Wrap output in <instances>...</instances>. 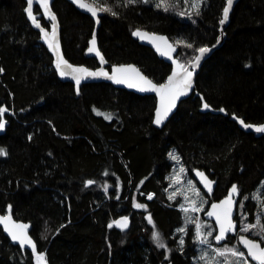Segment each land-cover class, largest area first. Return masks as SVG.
<instances>
[{
    "label": "trees",
    "instance_id": "trees-1",
    "mask_svg": "<svg viewBox=\"0 0 264 264\" xmlns=\"http://www.w3.org/2000/svg\"><path fill=\"white\" fill-rule=\"evenodd\" d=\"M88 1L103 10L97 37L108 66L135 63L157 83L166 81L172 65L134 31L168 35L187 64L199 48L216 43L226 4L203 0L197 9L186 0H166L165 11L157 7L161 0ZM26 5L0 0V107L7 109L0 116L6 153L0 155V214L26 222L38 251L12 243L0 226V264H37L41 254L46 264H194L202 246L196 225L190 212L177 208L183 198L170 199L167 189L173 154L192 177L200 168L218 180L210 201L238 183L241 229L258 217L264 224V132L254 128L264 126V0L235 5L224 44L204 62L194 92L162 128L153 123L154 95L59 79ZM53 9L65 56L97 67L87 54L94 20L68 0H55ZM42 23L50 25L44 17ZM154 189L145 207H135ZM123 215L130 225L119 229L113 223ZM202 220L212 233L208 242L220 246L214 224ZM258 232L245 233L261 239ZM226 244L245 251L234 236L220 247Z\"/></svg>",
    "mask_w": 264,
    "mask_h": 264
},
{
    "label": "water",
    "instance_id": "water-1",
    "mask_svg": "<svg viewBox=\"0 0 264 264\" xmlns=\"http://www.w3.org/2000/svg\"><path fill=\"white\" fill-rule=\"evenodd\" d=\"M54 1L55 0H48V4H49V8H50L51 15H54L55 16V21H53L50 18L49 15H46L45 14V10L41 6V3L39 2V0H33V3H32V12H33V16L35 17V21H36L35 23L27 15L26 9L28 7V4L25 7V13H26L27 20L29 21L31 27L34 30H36V31H38L40 33V37H39L40 42L48 49L49 53L52 55V57H53L52 64H53V67H54L55 71L57 72V75H58L59 79H61L62 81H66V82L67 81L68 82H72V83H74L76 85L74 76L75 75H78V74L77 73H73L72 72V68H85V69H87L90 72H100V71H103L107 75H100V76L83 78V79H81V82H80L79 86L81 84H84V83L108 82V83H111L112 85H114L115 87L124 88V89H127L129 91H133V92H135L137 94H141V95H154L156 97V107H155V110H154L153 123L158 128L164 127L165 124L172 117V115L176 112V110H177L180 102L183 101L184 99L188 98L189 96H191L192 93L194 92L196 78H197V75L200 72V70H201L204 62L217 49H219L224 44L225 39H226L225 29L228 26V24L230 23L231 13H232L235 5L239 2V0H232V5H231V8L229 10V16H228L227 21H225V23H223V24L220 23V28H219L220 29V34L218 35V38H217L216 43L204 47V48H208L209 51L206 52L201 57V59L199 60L198 63L196 62L195 57L200 55L199 51L196 53V55L194 56V58L192 60H190L187 64L182 63L180 61V59L177 57L179 48L171 40V38L168 35L162 34V33H152V32H149V31L143 30V29H138V30L134 31V33H136V32L145 33L146 35L143 38H141L140 36L135 35L134 33H133V35L137 39H139V41L141 43L152 47L155 50V52L159 55L160 58L164 59L166 62H168V63H170L172 65L171 72L168 75L166 81L163 82V83H157L154 80H152V78H150L148 75H146L144 73V71L138 65H136L135 63H119V64H113L111 67L108 66V61H107L106 57L104 56V54L102 53V51L100 49L99 41H98V37H97L99 28L101 26V15L103 14V10L100 9L99 7H97L96 5H94L93 3H91L88 0H82V2L85 3V4H87V5L92 6L96 10V15L95 16L92 15V13L90 11H88L86 8L80 7L79 4L76 2V0H68V1L71 2L82 13L89 15L94 20V23H95V25H94V31H93L92 38L90 39L89 46L87 48V54L89 56L95 57L98 60L99 65L97 67H95V68H92V67H89V66H87L85 64H76V63L71 62L65 56V54H64L63 45H62V36H61V24H60V21H59V18H58L57 13L53 9V3H54ZM36 6H38L40 8V11L39 12H36L35 11ZM226 6H227V0H226V4H225L224 8ZM224 8H223V10H224ZM42 17H44L45 20L49 21L50 25L48 27L45 26V25H43V23H42ZM221 19H223V11H222V17H221ZM37 24L39 25V27L37 26ZM53 25H55V28H53ZM53 31L55 32V40L54 41L52 40ZM45 33L48 34V38L47 39L45 38ZM153 37H159V38H164V39L163 40H161V39H153ZM93 39H95V49L100 53V55H97L96 54V51L89 52V48H91L93 46L92 45ZM165 40L167 41V44L168 45H171L172 46V48L174 49V51H170L166 47V45L164 43ZM49 42H53L55 45H58V48H50L49 47ZM158 48L160 50H158ZM164 51H167L168 52V55H163L162 52H164ZM60 56H62L63 59L65 61H67V63L69 65L72 66L71 68H65L64 69V71L67 74L66 75H63V76L60 74V70L57 69V67H56L57 60L59 59ZM101 56L103 57V62L101 61ZM178 64L179 65H183L184 66V69H187V71H189V72L192 73V76H191V86L188 88V90H187V92H186L185 95L180 96L176 100L175 107L172 108V110L168 113L167 117L159 125H157L155 123L156 111L161 106V97H160L159 93L156 92V91H141L139 86L138 87H129L128 86V83H116L115 82V78H112V77L118 78V77H120L122 75L121 73L115 72L116 69H119V68H135V69H137L139 71V73H140L141 76H143L147 80H150L152 82V84H154L157 87H159L161 85L167 84L168 83V80H169V77H171L173 75V73H178V75L175 77V81H179V80L183 79V77L186 75V73H185L184 69H181V68H178L177 67ZM79 75H82V74H79ZM133 82L134 83H139V81H137V80H133ZM193 174H194L195 179L197 180V182L201 186V188L208 195L213 196V194L216 191L217 185H218V180L216 178L211 177L207 173V171H205L204 169H200V168H195L194 171H193ZM199 174H203V177L201 175H199ZM207 181H210L211 182V191H209L208 188L206 187V182ZM87 185H90V184H88V182H87ZM233 185H236L237 186V189H238V192L236 194H232V199L234 201V203L232 205V220H233V222L235 224V230L232 231V232L227 233L226 234V238L224 240L217 242L214 239V241H215L216 244L222 245L228 239L229 236H237V240H238L239 245L247 253V249L244 247L243 244L240 243L239 237L240 236H245V237H247L249 239H252V240H255L257 242H259L260 239L253 238L250 235H248L247 233H239L240 222L237 219V215H238L239 199H240L241 192H240V188H239L237 182H234L228 188L227 193L223 197H221L218 200H213L208 205L207 210L204 212V218L207 219V220H210V221H212L214 223L215 228H216V232H215L214 237L216 235H218L219 234V225L217 224L216 218L214 216H211V217L208 216L207 213L213 210L212 209V205L213 204H220L222 201H224L226 198L229 197V195L232 193V187H233ZM9 214L11 215L12 220H13L14 223L23 224V225H26L27 226V228H26L27 235L33 241V243L35 244L36 251L34 253H37V251H38V244L35 241V239L32 237V235L30 234L29 225L26 222H24V221H21V220L16 219L13 216V214H11V213L0 214V216H5V215H9ZM122 218H127V221H128L127 227H128L130 225V219L126 215H123V216L118 217L115 221L121 220ZM113 225L116 226L114 223H113ZM0 226L2 227L4 233L9 237V239H10V241L12 243L20 245V243L18 241H14L12 239L11 235L7 231H5L4 225L2 223H0ZM118 228L119 229H122L120 227H118ZM126 228H123V229H126ZM21 247L22 248H25V249H28V250H30V251L33 252L32 248L30 246H28V245H24V246H21ZM261 247H264V243L261 244ZM247 256H248V254H247ZM248 257H249V259L252 262H254L255 264H257V262L254 261V260H252L250 256H248Z\"/></svg>",
    "mask_w": 264,
    "mask_h": 264
},
{
    "label": "snow or ice",
    "instance_id": "snow-or-ice-1",
    "mask_svg": "<svg viewBox=\"0 0 264 264\" xmlns=\"http://www.w3.org/2000/svg\"><path fill=\"white\" fill-rule=\"evenodd\" d=\"M39 2L41 3V6L44 8L45 14L49 15L50 18L53 21H55V16L51 15L48 0H39ZM76 2L79 4L80 7L86 8L88 11H90L92 13V15H94V16L96 15V10L92 6L83 3L82 0H76ZM130 2H133V0H130ZM145 2H147V0H145ZM32 3H33V0H27L28 7L26 9V12H27V15L29 16V18L32 19L33 22L35 23L36 22L35 17L33 16V12H32ZM231 5H232V0H227V6L223 10V19H221V21H220L221 24H223V23H225V21H227ZM162 6L164 7L165 11L168 10L166 0H161V3L157 4V7H162ZM193 7H196L198 9V4H194ZM105 10H107V9H105ZM37 26L39 27L38 24H37ZM53 28H55V25H53ZM134 34L137 36H140L141 38H143L146 35L145 33H141V32H136ZM45 38L46 39L48 38L47 33H45ZM153 39L163 40L164 38L153 37ZM52 40L53 41L55 40V32L54 31L52 34ZM164 43L170 51H174L172 46L167 44L166 40L164 41ZM92 45L93 46L91 48H89V52L96 51V54L100 55V53L95 49V39H93ZM49 47L50 48H58V45H55L53 42H49ZM188 47H191V45H188ZM158 50H160V49L158 48ZM198 51H199L200 55L195 57V60L197 63L199 62L201 57L206 52L209 51V49L202 47V48H199ZM162 54L168 55V52L164 51V52H162ZM101 61L103 62L102 56H101ZM56 67H57V69L60 70V74L63 76V75L67 74L64 71V69L65 68H71L72 66L69 65L67 63V61H65L63 59L62 56H60L59 59L57 60ZM177 67L184 69L183 65L178 64ZM0 71H2V69H0ZM184 71H185L186 75L183 77V79H181L179 81H175V77L178 75V73H173V75L171 77H169L168 83L165 85H161L159 87L152 84V82L150 80H147L146 78L141 76L139 71L135 68H119V69H116L115 72L121 73L122 75L118 78H116V77H112V78H115L116 83H128L129 87H138L139 86L141 91H156V92H158L160 97H161V106L156 111L155 123L157 125H159L167 117L168 113L172 110V108L175 107L176 100L180 96L185 95L188 88L191 86L192 73L187 71V69H184ZM72 72L78 74V75L74 76V79H75L77 86H79L81 79H83V78L100 76V75H107L103 71L90 72L85 68H72ZM79 74H82V75H79ZM133 80H137V81H139V83H134ZM204 107L207 108L208 105L205 104ZM6 111H7V109L0 107V116H3V114ZM221 111H223V109H221ZM106 118L110 119L111 117L108 116ZM240 123L243 124L244 127H246V128L252 127V125L245 124L243 120H241ZM3 127H4V123H3V121H0V129H3ZM255 131L264 132V126L256 127ZM5 154L6 153L4 152V150L0 149V155H5ZM173 158H175V157H173ZM181 172H183V169H181ZM199 175H201L203 177V174H199ZM174 182L178 183L179 179L177 178ZM92 183H93V181H88V184H92ZM206 187L208 188L209 191H211V182L210 181L206 182ZM237 192H238L237 186L233 185L232 193L229 195V197L226 198L224 201H222L220 204H213L212 205L213 210L207 213V215L210 217L214 216L216 218L217 224L219 225V234L214 237V239L217 242L224 240L226 238L227 233L235 230V224L232 220V205L234 203V201L232 199V194H236ZM148 198L151 199V196H149ZM169 198L172 199L173 196H170ZM135 207L140 208V207H144V206L140 205V204H136ZM191 208H192V211H199L200 210V209L195 207V201L192 202ZM262 210H264V204H262ZM183 211L187 212L188 209L183 208ZM148 220L150 223L152 222L150 216L148 217ZM0 223H2L4 225L5 231H7L11 235V237L14 241H18L21 246H24V245L30 246L32 248L33 252L36 251L35 244L27 235V232H26L27 226L26 225L14 223L10 214L5 215V216H0ZM114 224L117 227H120L123 229V228L127 227L128 221H127V218H122L121 220L114 221ZM109 227H112V225L110 224ZM255 228H259V232L255 233L256 235H259L261 237L259 242L252 240V239H249L245 236H240L239 241L247 249V254H248V256L251 257L252 260L256 261L257 264H264V247H261V244L264 243V224L260 223V220L258 217L256 224H247L241 229V231L252 232V230ZM179 231H185V230L180 229ZM207 235L211 236L212 233L209 232ZM153 239L155 241L159 242V239H160L159 233L154 232L153 233ZM196 239L200 243H205V244L208 243L206 237L203 239L201 238V230H200L199 225H197V229H196ZM179 243L181 245H183L184 240L181 239ZM158 246L164 247L165 245L163 243H158ZM226 252H230L233 257H238V258H243L245 255L244 252H241L235 248L225 249L224 251H219L217 254L221 257H224ZM36 259H37V264H46L45 258L42 254L37 255ZM201 259H203V257H201ZM224 264H231V262L225 260ZM236 264H240V259L237 260ZM244 264H247V262L245 261Z\"/></svg>",
    "mask_w": 264,
    "mask_h": 264
},
{
    "label": "rangeland",
    "instance_id": "rangeland-1",
    "mask_svg": "<svg viewBox=\"0 0 264 264\" xmlns=\"http://www.w3.org/2000/svg\"><path fill=\"white\" fill-rule=\"evenodd\" d=\"M186 2L189 6L193 7L194 4H198V6L201 5L203 3V0H186ZM256 127H259V126H254V128ZM171 157L172 159H174L175 162H174L173 180L170 182L167 188L169 192V196H173L174 199L178 196H181L183 198L182 205L177 206V208H180L181 210H183V208H187L188 212H190L189 216L191 217V220L194 221L196 225V229H197V225L200 226L201 238L203 239L206 236L208 237L207 234L210 232L209 231L210 229L207 230L208 224L207 222H204L202 220V218L204 217V212L207 210L208 205H209L206 193L203 192L201 186L198 184L195 177H192L187 172L186 168L180 164V160L176 157V155L173 154ZM181 169H183V172H181ZM177 178L179 179V182L175 183L174 181ZM260 189L261 188H259L258 190L260 191ZM149 196H151V199L155 197V189L148 190V192H146L143 195L142 202L136 200L135 203L143 205L145 207L143 202L150 201L151 199L148 198ZM193 201H195V207L200 209L199 211H192L191 205ZM205 220L210 221L207 219ZM205 228H206V231H205ZM215 232H216V228H215ZM215 232H214V235H215ZM200 244L202 246L200 248L199 257L194 258V264H224L225 260L230 261L231 264H236L238 259H240V264H244L245 261L247 262V264H255L249 259L246 251L238 249L235 245L226 244L220 247L221 245L217 246L211 242H208L206 244L205 243H200ZM233 248L241 252H244L245 254L244 257L243 258L233 257L230 252H226L224 257H221L217 254L219 251H224L225 249H233ZM201 257H203V259H201Z\"/></svg>",
    "mask_w": 264,
    "mask_h": 264
},
{
    "label": "flooded vegetation",
    "instance_id": "flooded-vegetation-1",
    "mask_svg": "<svg viewBox=\"0 0 264 264\" xmlns=\"http://www.w3.org/2000/svg\"><path fill=\"white\" fill-rule=\"evenodd\" d=\"M205 193H206V192H205ZM206 194H207V193H206ZM206 196H207V200H208V202H209V201H210V197H211V196H210V195H208V194H207ZM217 200H218V199H217ZM212 201H213V200H212ZM212 201H210V202H209V204H210ZM239 201H240V199H239ZM212 223H213V222H212ZM213 224H214V223H213ZM240 229H241V228L239 227V233H245V232H241V230H240ZM234 237H236V239H237V236H234ZM237 242H238V240H237Z\"/></svg>",
    "mask_w": 264,
    "mask_h": 264
},
{
    "label": "bare ground",
    "instance_id": "bare-ground-1",
    "mask_svg": "<svg viewBox=\"0 0 264 264\" xmlns=\"http://www.w3.org/2000/svg\"><path fill=\"white\" fill-rule=\"evenodd\" d=\"M184 3V2H183ZM182 4V3H181ZM240 213V212H239ZM247 257V256H246Z\"/></svg>",
    "mask_w": 264,
    "mask_h": 264
}]
</instances>
